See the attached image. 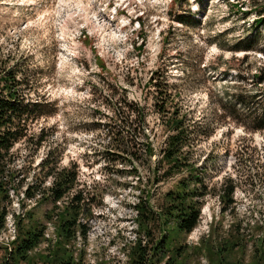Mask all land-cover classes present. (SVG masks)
Segmentation results:
<instances>
[{
  "label": "rangeland",
  "instance_id": "obj_1",
  "mask_svg": "<svg viewBox=\"0 0 264 264\" xmlns=\"http://www.w3.org/2000/svg\"><path fill=\"white\" fill-rule=\"evenodd\" d=\"M107 1L0 0V54L9 55L10 62L26 58L39 81L37 92L50 95L59 110L41 121L43 127L57 128L37 154L29 156L22 143L12 149L19 178L24 176L19 197L39 171L36 164L47 147H57L60 166L76 171L85 184L79 188L89 196L91 216L80 218L89 231L71 249L82 264H135L129 254L138 238L145 247L142 264H255L264 239V95L256 79L264 70V54L236 45L254 34V14L244 16L243 11L264 0H145L140 5L128 0L130 8L116 15L106 8ZM257 31V48L262 49L264 29ZM160 82L174 95V105L198 122L193 126L203 141L196 154L200 162L207 157L203 178L212 193L205 197L197 227L179 235L170 252L163 248L155 255L152 246L164 233L156 230L151 241L137 237L133 218L138 191L130 177L118 172L120 165L108 162V139L98 124L110 122L111 108L121 96L137 103L154 146L151 162H157L166 135L154 108L164 98ZM201 125L212 132L208 139H202ZM228 179L236 183L234 203L220 214L213 194ZM171 184L152 188V205ZM10 196L6 227L0 231V264L15 237L13 214L30 212L46 226L44 236L53 242L34 252L55 241L53 222L45 216L52 204L23 201L21 208L16 195ZM170 256H175L172 261Z\"/></svg>",
  "mask_w": 264,
  "mask_h": 264
},
{
  "label": "trees",
  "instance_id": "obj_2",
  "mask_svg": "<svg viewBox=\"0 0 264 264\" xmlns=\"http://www.w3.org/2000/svg\"><path fill=\"white\" fill-rule=\"evenodd\" d=\"M242 14H254L251 23L254 34L250 40L238 41L236 49L264 54V46L260 49L256 44L260 43L257 42L260 37L257 28L264 29V4H253ZM9 58V55L0 54V231L6 227L12 190L21 208H24L23 201L46 200L52 204V210L45 216L53 222L55 241L47 250L34 252L41 244L53 242L45 238V226L34 220L30 212L23 217L13 214L15 238L10 242V251L4 249L6 255L2 264H82L81 257L75 258L71 249L74 240L78 236L86 239L89 231L87 223L80 222V218L86 221L91 216L89 196L82 187L79 188L85 184H80L76 171L60 166L62 152L57 151V147H47L36 164L39 171L33 180L26 183L19 197L24 176L19 178V169L13 164L12 149L22 143L29 156L37 154L49 143L57 128L43 127L41 121L56 116L59 110L57 101L51 100L50 95L37 92L39 81L32 76L27 59L10 62ZM256 79L263 86L264 95V70H260ZM153 80L149 78L148 83L153 84ZM160 85L164 98L161 102L156 101L154 108L160 116L161 130L166 135L157 162H151L154 146L146 127L144 111L137 103L121 96L111 108L110 122L98 124L100 133L108 139L104 150L108 162L120 165L118 172L130 177L138 191L133 218L137 237L144 235L151 241L156 230L164 233L162 239L152 246L155 255L163 253V248L165 252H170L169 247L179 235H189L197 227L205 197L212 193L203 178L206 172L203 162L207 157L200 162L196 154L203 141L193 126L198 122L190 120L188 112L174 105V95L164 82ZM260 117L264 119V106ZM201 126L202 139H208L212 132L208 126ZM38 175H41L40 179ZM47 180L49 184L44 187ZM167 181H172L171 187L159 196L157 204L152 205V188ZM38 189L42 190L36 199ZM235 189L236 183L228 179L213 194L217 196L220 214L230 211ZM144 248L138 238L129 254L133 263L145 262ZM179 248H174L177 257L180 256L177 254ZM174 257L170 256L168 260L172 261ZM254 257L257 260L255 264H264V239Z\"/></svg>",
  "mask_w": 264,
  "mask_h": 264
}]
</instances>
